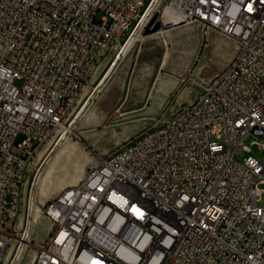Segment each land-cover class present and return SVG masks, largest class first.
Wrapping results in <instances>:
<instances>
[{
    "label": "built area",
    "instance_id": "1",
    "mask_svg": "<svg viewBox=\"0 0 264 264\" xmlns=\"http://www.w3.org/2000/svg\"><path fill=\"white\" fill-rule=\"evenodd\" d=\"M153 18L198 23L237 51L194 100L42 205L50 229L27 242L31 264H264V160L233 158L264 149V0H0V264L25 242L29 163L99 59L118 64Z\"/></svg>",
    "mask_w": 264,
    "mask_h": 264
},
{
    "label": "crops",
    "instance_id": "2",
    "mask_svg": "<svg viewBox=\"0 0 264 264\" xmlns=\"http://www.w3.org/2000/svg\"><path fill=\"white\" fill-rule=\"evenodd\" d=\"M157 21L155 19L145 27L142 37L134 41L119 60L90 103L82 125H79L101 137H112L107 145L113 146L120 141L119 145L142 134L161 114L162 117L171 115L178 107L195 99L192 82L183 81L196 55L201 49V55L207 51L211 55L218 54L220 58V53L226 50L220 44H230L212 31L205 32L207 42L204 44V38L194 24L164 26L158 21L160 28L151 31ZM233 44L229 46V53ZM105 55L102 56L106 59L103 62L107 64L109 56ZM208 79H203L202 84ZM88 137L90 142L97 143Z\"/></svg>",
    "mask_w": 264,
    "mask_h": 264
},
{
    "label": "rangeland",
    "instance_id": "3",
    "mask_svg": "<svg viewBox=\"0 0 264 264\" xmlns=\"http://www.w3.org/2000/svg\"><path fill=\"white\" fill-rule=\"evenodd\" d=\"M182 23H184V22H182ZM200 31H201L202 37L204 38L203 43L205 44L207 42L205 40L207 34L202 29H200ZM209 31L216 33L218 36H220L219 38L227 39V41L230 42V44H228L226 42H224V44H220L221 46L226 48L225 52L220 53V58H219L218 54L217 55H211L207 51H205V53L201 55V52H202L201 49H200L198 55H196V57L193 61V65L190 67V69L187 70L186 77L183 81V83L192 82V87H193L192 90L194 92L193 95H195V97H197V95L200 93V91L202 89L203 84L201 81L203 79H208L209 77H211L212 74L215 75L217 71L221 70L225 66V64L227 63L226 57L229 53V46H231V44L235 43V41L233 39H231L230 37H228L226 35H223L219 32L214 31V30H209ZM209 31H207V32H209ZM203 47H204V45H203ZM107 54H108L109 59H110L111 53L106 52V55ZM103 60H106V59H103V57H101L99 59V61L96 63L93 70L91 71V74L88 76L87 83L85 84V86L82 90V93L78 99V105H77L75 111H77L79 109L81 103L83 102V100L88 95V92H89L91 86L97 82L99 77L105 71V69L108 65V61H107V64H105V62H103ZM198 66H199V69H198ZM195 69H198L196 72L197 74L196 73L194 74ZM195 76H197V79H194ZM209 79H208V81H209ZM98 92L99 91H97L96 94L90 99L89 103H91L94 100V98L96 97ZM75 111L73 112V115H74ZM161 115L156 120L153 121V124L159 123V121L162 118ZM167 115L168 114H166V116ZM81 119H82L81 121L76 120L73 123L71 131L68 133V139L65 142V144L70 143L72 145V149H73L72 151L75 154L74 155L75 158H74V156H71V157L68 155L64 156V154H62L61 148H59L56 151V154L61 153L62 161L56 167V169L51 170L49 173V176L51 178L49 181V182H51L50 186L43 189L42 191H34V197H33L34 200H32V203L38 209L39 213L43 216L42 217L41 215H39L40 218H43L47 223L49 222V220L40 211L42 205L44 203H46L47 201H49L50 199H52L53 197H55L65 187H67L69 185H73V184L77 183L78 181H80L82 179V177L78 181L74 182L75 180H73L72 176L73 175L79 176V174L85 173V170H88V168L95 166L97 164V160H98V157L100 155L109 152L114 146H116V145H118V143H120V141H118V143H115V145H113V146L107 145L108 143L111 142L110 140H112V137H106V136L101 137L98 133L94 132L93 130H90V129H88L86 127H82V126L80 127L79 125H80V123L82 125V121L84 118H81ZM88 136H90L92 139H95L97 141V143L94 144V143L90 142ZM52 143L45 148V152L47 149L50 148ZM247 155H252L256 158L264 160V149L260 148L256 144H252L250 146L249 151L241 150L240 152H236L234 154L233 158L237 161H241L243 159V157H245ZM42 156L43 155H41V156L39 155V156H36L34 158L32 168H34V166H36V165L38 166L40 164V162L42 161V159H41ZM51 162L52 161H49L48 164H46V166H45L46 170H48L50 168V166L52 164ZM79 164L81 166H83V172L82 173H81L80 167H78ZM32 174H33V172L31 169V171L29 173L30 179L32 177ZM28 185L26 184L24 189L22 186V195H21V202H20V208H19V219H18V223H17V226L19 228H21L23 226V222H24L23 216L25 215V213L29 212V209H28L29 199L27 198ZM259 187L264 188V183H261L259 185ZM33 188H34V186H33ZM40 192H42V193H40ZM263 199H264V192L262 193V196L259 199V203L262 202ZM39 213L37 212V214H39ZM35 238L37 239V240H35L33 238L35 241L41 240V239H38V237H35ZM26 244H27V242H26ZM24 252L25 253H24L21 264H30L32 261L33 254H34L33 247L27 246V249ZM9 259H7V262H8L7 264H10Z\"/></svg>",
    "mask_w": 264,
    "mask_h": 264
},
{
    "label": "bare ground",
    "instance_id": "4",
    "mask_svg": "<svg viewBox=\"0 0 264 264\" xmlns=\"http://www.w3.org/2000/svg\"><path fill=\"white\" fill-rule=\"evenodd\" d=\"M183 24H194L197 26V28L200 31V25L198 23L186 22ZM141 37H142V34L141 35L134 34L130 39H128V41L123 46L122 53L119 54V57L122 58L123 55L126 53V51L132 46L134 41L140 39ZM236 51H237V44L234 43L232 50L229 53V59H228L227 63L233 59ZM116 65H117V61H115L114 65H112V66L110 65V62H109L105 71L103 72V74L99 77L97 82L91 86V88L88 92V95L86 96V98L81 103L79 109L77 111L74 110L75 111L74 115L72 113L73 116L71 115L70 120H69L68 124L65 125V127L63 128L61 135H59L58 138H56V140H54V142L52 143L50 148L46 150V152H45V148H43L42 150H40L37 153L36 156L43 155L41 157L42 161L40 162V164L38 166L36 165V166H34V168H32L34 159L29 163V165L27 167V172L25 175V180L23 182V189L25 188L26 184L27 185L29 184L28 189H27V198L29 199V202H28L29 212L25 213V215L23 216L24 222H23V226L21 227V229H23V231H24L22 238L25 240V242L22 244L21 249L20 250L18 249L16 251V253L14 254V258L12 260L9 259L10 264H21L22 263V259H23L24 253H25L24 251L27 249L26 242H28L29 240H31L33 238L35 240H37L35 237H38V239H41L40 241H42L47 236V233L49 232V229H50V223L49 222L47 223L43 218H40L39 215H41V214L39 213L38 209L32 203V200H34L33 199L34 191H42L43 189L50 186L51 182H49V181L51 178L49 176V173L51 170L56 169V167L62 161L61 153L56 154V151L59 148H61L62 154H64V156L68 155L71 157V156L75 155L74 152L72 151L73 150L72 145L70 143L65 144L66 140L68 139V133L71 131L73 123L76 120L81 121L82 120L81 118H84L85 116H87L88 110H89V105H90V103H89L90 99L104 85L107 76L113 71V69L115 68ZM74 158H75V156H74ZM49 161H52L51 162L52 164H51L50 168L48 170H46L45 166H46V164H48ZM78 167H80L81 173H82L83 172V166H81L79 164ZM31 169H32L33 174H32V177L30 179L29 173H30ZM86 172H87V170H85V173H83L84 175L83 174H79V176L73 175L72 178H73V180H75L74 182L78 181L82 176H83L82 177V179H83L86 175ZM33 186H34V188H33ZM40 193H42V192H40ZM37 212L39 214H37ZM33 252H34V249H33ZM32 259H33V257H32Z\"/></svg>",
    "mask_w": 264,
    "mask_h": 264
},
{
    "label": "water",
    "instance_id": "5",
    "mask_svg": "<svg viewBox=\"0 0 264 264\" xmlns=\"http://www.w3.org/2000/svg\"><path fill=\"white\" fill-rule=\"evenodd\" d=\"M154 18H155V17H154ZM154 18L150 21V23L154 21ZM159 28H160V23L157 21V22H155V24H154V26L152 27L151 31H155V30H157V29H159Z\"/></svg>",
    "mask_w": 264,
    "mask_h": 264
}]
</instances>
